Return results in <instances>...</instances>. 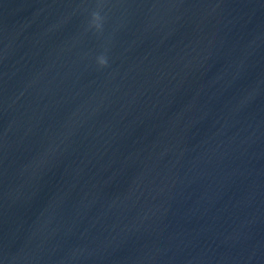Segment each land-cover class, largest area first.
Here are the masks:
<instances>
[{
    "label": "water",
    "instance_id": "obj_1",
    "mask_svg": "<svg viewBox=\"0 0 264 264\" xmlns=\"http://www.w3.org/2000/svg\"><path fill=\"white\" fill-rule=\"evenodd\" d=\"M0 264H264V0H0Z\"/></svg>",
    "mask_w": 264,
    "mask_h": 264
},
{
    "label": "clouds",
    "instance_id": "obj_2",
    "mask_svg": "<svg viewBox=\"0 0 264 264\" xmlns=\"http://www.w3.org/2000/svg\"><path fill=\"white\" fill-rule=\"evenodd\" d=\"M94 18L98 19V17H94ZM100 63L103 65V64L106 63V61H105L103 58H101V59H100Z\"/></svg>",
    "mask_w": 264,
    "mask_h": 264
}]
</instances>
